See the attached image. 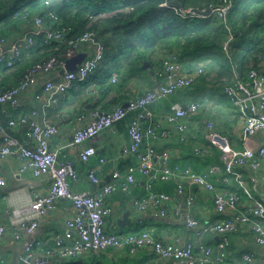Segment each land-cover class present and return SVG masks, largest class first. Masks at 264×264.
<instances>
[{
	"label": "built area",
	"instance_id": "built-area-1",
	"mask_svg": "<svg viewBox=\"0 0 264 264\" xmlns=\"http://www.w3.org/2000/svg\"><path fill=\"white\" fill-rule=\"evenodd\" d=\"M234 0H222L218 5H211V14L220 22L226 24L228 11ZM50 0H44L46 10L27 18L30 29L23 32L17 39L8 35L0 36V66L11 68L16 62L27 54L26 48L34 45L39 37L45 41L63 39L65 28L58 26V15L47 6ZM162 6H167L162 3ZM172 8L182 15L194 13L191 8ZM185 15V14H184ZM24 17V16H23ZM26 20V18L24 17ZM229 29V28H228ZM264 35V29L262 30ZM83 47H88V53L75 70H63L64 60L81 52ZM224 49L226 47L224 46ZM105 44L97 33L88 30L76 39L68 41V47L62 55L63 60L51 57L47 61L34 64L19 79L15 86L0 90V105H9L19 109L21 113L12 115L7 123L0 120V157L14 155L21 162L20 171L30 170L33 175H46L50 179L49 191L21 207H15L9 215L11 226L17 227L15 237L20 233L27 236L24 246L23 259L30 262L32 252L42 249L45 258H39L30 264H48L46 257L54 258L58 264H73L65 262L77 257L86 251H99L108 247L123 249L129 254L137 251L149 250L154 259L150 264H233L229 256L228 246L231 244V233L235 232L239 224H246L253 231L255 245L264 247V200L256 198L251 193V188L245 184L243 170L251 172L250 181L254 185L260 179L255 175L259 161L264 160V71L260 68H251L246 73V81L240 80L236 65L232 64L231 71L236 81L223 83L222 94L238 112L241 127L234 131L242 145L241 149L232 147L226 136L215 127L211 120L204 121L201 136L206 141L204 146H194L195 154L206 153L211 147L220 150V162L208 165L202 172H197L189 166L183 168L175 165L169 166L170 152L167 148H157L152 143L143 145L144 136L153 140H164L175 137L181 142L187 141L190 134V119L199 113L200 105L189 102L186 105L175 103L171 111L166 113L161 121L143 129L140 119L148 118V106L151 103L165 99L178 90L191 86L196 77L203 71L202 65L196 64L181 57L174 51L160 60L154 67L156 84L154 87L129 99L126 105L119 104L111 110L99 111L92 109L88 113H79L78 120H87L86 124L76 127L72 134V143L80 146L78 159L88 162L96 155V148L90 140L105 128L111 127L120 121L128 112L139 113L130 121L128 132L130 143L124 148L125 152H133L138 159L136 165H129L124 173L115 171L110 182L101 184L100 178L94 167L87 169L89 180L99 185L94 192L73 191L70 182L77 180V171L71 160L57 162V153L50 149V137L58 133L55 124L37 121L35 110L25 112L20 99L21 94L36 85L40 74H50L57 69L63 70L58 74V79H48L42 86V93L47 95V106L57 104L60 95L69 88L78 87L89 75L100 66L105 57ZM189 67H191L189 69ZM57 74V71H56ZM118 74L112 72L110 81L116 82ZM35 99L41 97L35 94ZM21 127L32 145L19 140L11 131ZM195 140V137L192 136ZM103 162L102 158H99ZM154 162L157 164L155 165ZM136 173L151 176L146 181V195L133 199L134 209L149 212L153 216L167 219L178 218L184 221L187 229L191 230L193 237L176 238L171 242L155 237L152 230L127 233H108L105 222L113 208L106 203V196L116 188L117 182L122 178L120 187L130 193L132 184L136 181ZM215 178L217 181H213ZM175 181L176 199L173 211H169L167 203L169 194L162 191H153L154 181ZM184 182L189 186L199 187L211 192L212 201L216 212L228 211L229 216H224L219 221L199 222L191 211V206L196 194L186 189ZM216 183V184H215ZM223 185L219 187L217 184ZM4 179L0 177V186ZM233 186L240 187L248 197V203L239 209L238 195L230 191ZM232 187V188H230ZM63 198L70 201L75 209V214L65 220L64 233L52 238V244L45 246L42 240L35 236L41 219L54 208L55 201ZM6 227L0 224V236ZM206 234H215L218 239L214 246L205 245L202 238ZM238 264H264L257 259L254 251H242L239 254ZM60 260L63 261L60 263Z\"/></svg>",
	"mask_w": 264,
	"mask_h": 264
},
{
	"label": "crops",
	"instance_id": "crops-1",
	"mask_svg": "<svg viewBox=\"0 0 264 264\" xmlns=\"http://www.w3.org/2000/svg\"><path fill=\"white\" fill-rule=\"evenodd\" d=\"M22 32H24L23 28L20 30V33ZM88 50V47H83L81 52H85L87 55ZM112 54V51L110 52L106 48L104 60L99 66L100 70L97 75L99 77L91 80L89 75L78 87L69 88L66 93L60 95L57 104L47 106V95L43 94L41 89L46 80L58 79V74L62 70L57 68L50 74H40L36 85L30 87L20 97L25 112L36 111L38 123L55 124L58 127V133L49 139V147L57 153V162L68 159L74 163L78 176L77 180L70 182V188L73 191L94 192L98 189L99 185L92 183L87 177V169L90 167H94L96 174L101 180L100 183L104 184L111 181L113 172L119 171L120 173H124L129 165H136L138 163V159L133 152L124 151L126 145L130 143L129 123L139 114L136 111L128 112L123 119L114 123L111 127L103 129L90 140V143L96 148V155L88 162L84 163L78 159L80 146L72 143L74 129L86 124L87 121L78 120L77 115L79 113H88L92 109H97L101 104L108 102L109 99L121 98L120 103H110L104 111L111 110L119 104L124 105L129 99L154 87L156 84V77L153 69L149 68V63L147 68L142 67V70L129 73V76L127 75L128 77L125 78L122 77L124 70L121 68L119 71L117 70V67L122 65L123 62L121 57L116 53L117 59L114 61L110 59ZM190 61L192 63L191 59ZM196 64L202 65L201 62H197L194 65ZM259 66L260 70L264 71V60L259 63ZM1 68L0 66V70ZM112 72L118 74L117 81L114 83L110 81L109 76ZM15 81L16 78L13 77L5 83L0 80V89L2 90L13 85ZM109 84H118L119 87L108 91V94H103L102 91ZM222 87L223 85L215 89V94L213 92L210 94L215 104L208 100L199 101L203 93L194 94V91H191L192 93L185 101L172 100L175 95H178L177 91L165 99L151 103L147 109L149 117L140 119L143 129L161 121L165 114L171 111V106L175 103L186 105L189 102H196L200 107L199 113L190 119V134L187 135L186 142H181L175 137L160 141L144 136L140 151H143L145 145L148 143H152L157 148H167L170 152L169 166L178 165L181 168L189 166L197 172H202L208 165L220 162V150L218 148L211 147L206 153L201 154L193 152L194 146H204L206 144V141L201 136L205 120H211L219 132H221V135L228 138L232 147L241 149L242 145L234 134V131L241 127V121L238 112L223 97L221 92ZM36 93L41 94L38 100L34 97ZM193 98L197 101H193ZM168 103L170 105L169 109H167ZM222 106L224 107L221 108ZM217 107H219L218 111L222 110L220 116L216 115ZM19 113H21L19 109L16 110L9 105H0V120L4 124L7 123L12 115L17 116ZM23 131L21 127H15L11 133L19 140L32 145V141L25 137ZM192 136L195 137V140L191 138ZM214 157H216L215 162H210L209 158L214 159ZM99 158H102L103 162H100ZM153 163L157 164L154 161ZM20 168L21 162L14 155L0 157V177L4 179V184L0 186V224L6 227L0 236V264H30L36 259L45 258L42 249H35L32 252L30 262L24 261L23 254L27 236L24 233H20L19 238L15 237L17 227L11 226L9 215L13 208L26 205L37 196L47 194L50 179L46 175L35 176L30 170L20 171ZM242 172L245 184L251 188L252 195L258 199L262 196L264 200V160L261 159L259 161V165L255 170V175L260 179L258 183L252 184L250 181V171L247 172V170L242 169ZM149 177L151 176L136 173V181L132 184L130 193H126L121 189L120 183L122 178H119L120 181L117 182V188L105 198L106 203L113 208L112 213L106 218V232L127 233L152 230L155 237L163 241L171 242L176 238H180L181 240L182 238L191 239L193 233L186 228L182 219L173 217L172 219H163L153 216L149 212L134 209L133 199H141L146 195L145 184ZM212 180L217 181L215 178H212ZM217 185L223 187L220 183ZM184 186L196 194L191 211L199 222L219 221L224 216L230 215L228 211L224 213L216 212L211 192L202 190L199 187L189 186L186 182H184ZM152 190L169 194L170 200L167 203V207L172 213L176 199L175 181L155 180ZM230 191L237 193V207L243 209L246 203H248L246 193L238 186H233ZM74 214L75 209L70 201L63 198L56 200L54 208L49 210L41 219L40 226L35 232L36 238L42 240L46 247L50 246L54 236L64 233L65 220ZM121 227H130L131 230L122 232L120 230ZM254 238L253 231L246 224H239L238 229L231 233V244L228 246V251L233 264L239 263L240 252L248 250L254 251L257 254L258 260L264 261V247L255 245ZM217 239L218 237L215 234H206L203 236L202 242L205 245L214 246ZM153 259L154 255L149 250H141L134 254H129L123 249L108 247L99 251H86L75 258L65 260V262L73 264H150ZM46 261L48 264H58V261L54 258L46 257ZM61 262L63 261L60 260Z\"/></svg>",
	"mask_w": 264,
	"mask_h": 264
},
{
	"label": "trees",
	"instance_id": "trees-1",
	"mask_svg": "<svg viewBox=\"0 0 264 264\" xmlns=\"http://www.w3.org/2000/svg\"><path fill=\"white\" fill-rule=\"evenodd\" d=\"M43 1L0 0V36L8 35L17 39L23 33H20L22 28L24 32L28 31L30 26L27 18L46 10ZM173 2L179 3L180 7ZM221 2L222 0H50L47 7L58 15V26L66 29L64 38L45 41L39 37L34 45L26 48L27 54L23 59L11 68H1L0 80L5 83L12 77L16 78L15 83L9 86L12 87L34 64L51 57L63 60L62 55L68 47V41L92 30L108 51H112L110 59L116 61V53L123 56L126 62L117 67L118 71L120 68L124 70L122 77L127 78L129 73L142 70L144 61L154 71L160 60L177 51L181 57L195 63L201 62L203 71L191 86L178 90V95L172 100L185 101L193 91L199 89L209 91L210 96L224 82L232 84L236 81L230 69L231 64L236 65L240 80L246 81L248 70L259 68V63L264 60V0H234L226 20L229 29L213 14L179 15L172 8L175 6L178 10H201ZM162 3L167 6H162ZM96 70L90 75L91 80L99 77L97 75L100 68ZM210 75L218 83L216 87L211 84L208 85L211 87H207L204 83L205 78L208 83ZM117 87L118 84H109L102 92L108 94V91ZM223 97L225 98L224 95ZM120 100L121 98L109 99L97 110L104 111L110 103H120ZM192 100L197 101L195 98ZM169 106L168 103L167 109ZM215 159L216 157L209 158V161L215 162Z\"/></svg>",
	"mask_w": 264,
	"mask_h": 264
},
{
	"label": "water",
	"instance_id": "water-1",
	"mask_svg": "<svg viewBox=\"0 0 264 264\" xmlns=\"http://www.w3.org/2000/svg\"><path fill=\"white\" fill-rule=\"evenodd\" d=\"M173 3L176 6L180 7L179 3H177V2H173ZM191 11L194 12L195 14L199 15V16H208V15L211 14V8L210 7H206V8L201 9V10L200 9L198 10V9H195V8H191ZM85 57H86V53L85 52H78L73 57L66 59L65 62H64L63 70H75L76 66L78 64H80ZM142 67L143 68H147L148 67V62L144 61L143 64H142ZM124 105H126V103Z\"/></svg>",
	"mask_w": 264,
	"mask_h": 264
},
{
	"label": "rangeland",
	"instance_id": "rangeland-1",
	"mask_svg": "<svg viewBox=\"0 0 264 264\" xmlns=\"http://www.w3.org/2000/svg\"><path fill=\"white\" fill-rule=\"evenodd\" d=\"M244 48H245V46H244ZM118 56H120L121 57V59H122V61L123 62H126V61H124L123 59V56L122 55H118ZM126 60V59H125ZM231 69V68H230ZM208 77H210V79L208 80V83H206V78H205V84H206V86L207 87H211V86H208V84H211V85H213V87H216L217 86V82H216V80H215V78H213V76L212 75H210V76H208ZM213 93H214V90L212 91ZM195 94H197V93H203V96L201 97V99H199V101H212V102H214L213 101V99H211V97L209 96V91L207 92V91H203V90H197V91H195L194 92ZM215 94V93H214ZM214 104H215V102H214ZM224 106H222L221 108H223ZM218 109H219V107H217L216 108V110H217V112H216V115L217 116H220L221 114H222V110L220 109V111H218ZM120 230L122 231V232H126V231H129V230H131V228L130 227H121L120 228Z\"/></svg>",
	"mask_w": 264,
	"mask_h": 264
}]
</instances>
